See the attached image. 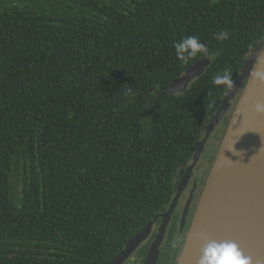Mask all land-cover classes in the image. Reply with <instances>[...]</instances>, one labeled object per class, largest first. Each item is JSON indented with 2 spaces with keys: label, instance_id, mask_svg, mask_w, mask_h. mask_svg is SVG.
Wrapping results in <instances>:
<instances>
[{
  "label": "trees",
  "instance_id": "obj_1",
  "mask_svg": "<svg viewBox=\"0 0 264 264\" xmlns=\"http://www.w3.org/2000/svg\"><path fill=\"white\" fill-rule=\"evenodd\" d=\"M188 35L209 57L177 59ZM263 40L264 0H0V264H109L170 207L230 91L213 76Z\"/></svg>",
  "mask_w": 264,
  "mask_h": 264
},
{
  "label": "water",
  "instance_id": "obj_2",
  "mask_svg": "<svg viewBox=\"0 0 264 264\" xmlns=\"http://www.w3.org/2000/svg\"><path fill=\"white\" fill-rule=\"evenodd\" d=\"M210 63V59L199 62L166 90L171 94L186 90ZM257 70L264 71V40L250 56L211 121L170 208L161 215L164 218L162 225L144 264H157L166 225L178 203L183 183L189 179L212 133L237 97L177 264H198L205 243L201 234L234 241L246 256L251 257V264H264V115L254 111L255 103L264 102V83L250 75ZM159 217L135 236L109 264H125L149 238Z\"/></svg>",
  "mask_w": 264,
  "mask_h": 264
},
{
  "label": "clouds",
  "instance_id": "obj_3",
  "mask_svg": "<svg viewBox=\"0 0 264 264\" xmlns=\"http://www.w3.org/2000/svg\"><path fill=\"white\" fill-rule=\"evenodd\" d=\"M228 38L229 33L225 31H221L216 35L217 40H227ZM174 49L177 59L185 64L198 55L209 57L207 46L196 35H188L178 40L174 44ZM250 75L256 81L264 83V71L257 70ZM212 83L218 88L221 86L227 89L233 88L234 80L230 69L226 67L222 74L217 73L213 76ZM254 111L257 114L264 115V102L255 103ZM200 238L205 243L201 249L202 254L198 264H251V257L246 256L236 242L213 239L207 234H201Z\"/></svg>",
  "mask_w": 264,
  "mask_h": 264
},
{
  "label": "flooded vegetation",
  "instance_id": "obj_4",
  "mask_svg": "<svg viewBox=\"0 0 264 264\" xmlns=\"http://www.w3.org/2000/svg\"><path fill=\"white\" fill-rule=\"evenodd\" d=\"M235 104H236V100L232 102L231 109ZM231 109L228 111V113L231 112ZM228 113L226 114L225 117H228ZM224 119H223L222 123L220 124L221 126L224 124ZM223 128H224V125L219 129H222V131H223ZM200 160H201V158H200ZM200 160L196 164V167L193 168V171L190 174L189 179L186 181V183H183L182 189L180 191V197H179L178 203H177V205H176V207H175V209H174L172 215L170 216L168 223L166 225V230H165V233H164L161 245H160V254H159V259L157 261V264H177L178 258L181 254L182 248H183L184 243H185L184 240L187 236L190 225L192 223L195 211L197 209V206H198L204 185L206 183V180H207V177H208L211 165H212V164L210 165L208 172L206 174H204L205 169L203 167H204V165L206 167L209 165L208 161H207L209 159H207L206 161L203 160L202 162ZM213 160H214V157H212V159L210 161L212 162ZM192 164L193 163H191L189 168L192 166ZM182 182H183V180L181 181V183ZM181 183H180V185H181ZM177 192H178V189H177ZM177 192H176V194H177ZM168 209L166 210V212L168 211ZM166 212H164L163 214H165ZM163 219H164L163 216H160L157 219L156 223L152 226L150 236L155 233V238H156V236L159 232V229L162 225ZM183 234H184V238H183ZM150 236H149V238H150ZM177 237H179L180 239H184L181 242L182 244H180L179 242L177 243V241H178ZM155 238H154V240H155ZM152 243H151V245H152ZM177 244H179V245L176 248Z\"/></svg>",
  "mask_w": 264,
  "mask_h": 264
},
{
  "label": "rangeland",
  "instance_id": "obj_5",
  "mask_svg": "<svg viewBox=\"0 0 264 264\" xmlns=\"http://www.w3.org/2000/svg\"><path fill=\"white\" fill-rule=\"evenodd\" d=\"M237 99H238V97L235 99L236 101H237ZM225 118V117H224ZM223 121V120H222ZM222 123V122H221ZM220 123V124H221ZM221 126V125H220ZM220 126H218L216 129H215V131H214V135H212L211 137H210V139L208 140V142H207V145H206V148H205V151H204V153H203V155H202V157H201V162L203 161V160H207V159H209V160H207L208 161V166L206 167L205 165H204V169H205V172H204V174H206L207 172H208V169L210 168V165L213 163V162H211L210 160L212 159V157H215L216 156V154H217V151H218V148H219V135H220V133H222L221 131H222V129H219V128H221ZM214 161V160H213ZM196 167V166H195ZM206 167V168H205ZM210 172V171H209ZM178 238V241H177V243L179 242L180 244H182L181 242L184 240V239H180L179 237H177ZM183 238H184V234H183ZM186 239V238H185ZM185 241V240H184ZM178 245L179 244H177L176 245V248L178 247ZM136 256V253H134L133 254V256L130 258L131 260L134 258ZM129 259V260H130ZM130 260V261H131ZM129 261V262H130Z\"/></svg>",
  "mask_w": 264,
  "mask_h": 264
}]
</instances>
